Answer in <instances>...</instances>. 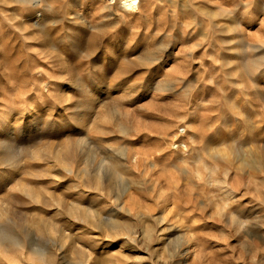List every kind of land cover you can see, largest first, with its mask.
Segmentation results:
<instances>
[{
	"label": "rangeland",
	"instance_id": "rangeland-1",
	"mask_svg": "<svg viewBox=\"0 0 264 264\" xmlns=\"http://www.w3.org/2000/svg\"><path fill=\"white\" fill-rule=\"evenodd\" d=\"M0 0V264H264V0Z\"/></svg>",
	"mask_w": 264,
	"mask_h": 264
},
{
	"label": "bare ground",
	"instance_id": "bare-ground-1",
	"mask_svg": "<svg viewBox=\"0 0 264 264\" xmlns=\"http://www.w3.org/2000/svg\"><path fill=\"white\" fill-rule=\"evenodd\" d=\"M123 1H124V4L127 3V2H129V1H125V0H123Z\"/></svg>",
	"mask_w": 264,
	"mask_h": 264
}]
</instances>
